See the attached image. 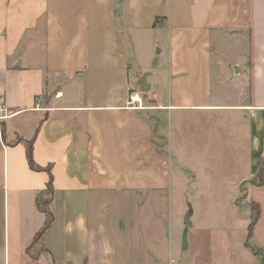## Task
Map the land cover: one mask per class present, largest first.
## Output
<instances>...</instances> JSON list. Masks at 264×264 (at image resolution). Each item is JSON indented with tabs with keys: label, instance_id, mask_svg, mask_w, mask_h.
Masks as SVG:
<instances>
[{
	"label": "crops",
	"instance_id": "obj_1",
	"mask_svg": "<svg viewBox=\"0 0 264 264\" xmlns=\"http://www.w3.org/2000/svg\"><path fill=\"white\" fill-rule=\"evenodd\" d=\"M261 164L264 0H0V264H264ZM180 185L244 193L250 236Z\"/></svg>",
	"mask_w": 264,
	"mask_h": 264
},
{
	"label": "rangeland",
	"instance_id": "obj_2",
	"mask_svg": "<svg viewBox=\"0 0 264 264\" xmlns=\"http://www.w3.org/2000/svg\"><path fill=\"white\" fill-rule=\"evenodd\" d=\"M157 51V50H156ZM232 58V56H231ZM155 68V67H154ZM235 68H239L238 65H231V74L236 75ZM153 70V69H152ZM240 77V76H239ZM191 174V182L194 185V179ZM256 184V183H253ZM181 185L179 189L174 187V201L178 205L180 211H183L187 204H190L185 211L186 214L193 215L194 219L198 218L202 213L207 216L208 213H212L214 221L218 219H231V226L235 228V233L239 234L240 230L247 225L249 216V200L244 193L238 192L236 190L231 191V193H219V194H183L180 193ZM201 205V208H200ZM208 205L211 207V211L208 212ZM184 221V219H183ZM34 256L36 253H30Z\"/></svg>",
	"mask_w": 264,
	"mask_h": 264
},
{
	"label": "trees",
	"instance_id": "obj_3",
	"mask_svg": "<svg viewBox=\"0 0 264 264\" xmlns=\"http://www.w3.org/2000/svg\"><path fill=\"white\" fill-rule=\"evenodd\" d=\"M15 144H23L25 148V156L28 163V166L31 170L38 171L40 170L39 167H37L33 161H32V139L29 141H23L20 138H16L14 141ZM45 171L48 173V181L46 183L44 191L39 194L35 200V206L37 210L44 215V224L42 228L35 234L33 240L31 243L27 246L26 252L30 257H36L38 254L43 253L44 250L42 249L40 240L50 227V225L53 222V215L51 211V200H52V177L50 174V169L46 168ZM258 182L254 184V186H261L262 181L264 179V167L261 164V167L259 169L258 173ZM260 214V210L257 204L250 202L249 204V216H248V226H247V232L250 236L252 232V228L254 224L256 223L258 217ZM30 253H36L34 256H31Z\"/></svg>",
	"mask_w": 264,
	"mask_h": 264
},
{
	"label": "water",
	"instance_id": "obj_4",
	"mask_svg": "<svg viewBox=\"0 0 264 264\" xmlns=\"http://www.w3.org/2000/svg\"><path fill=\"white\" fill-rule=\"evenodd\" d=\"M237 68L235 69V72L237 73ZM141 84L142 85H145V82L144 80L141 81ZM140 91L142 92H145L146 89H143V88H140ZM183 224L185 226H188L189 225V214H186L185 217H184V221H183ZM181 243H182V249L185 250L186 249V244H187V241H186V230L183 232V235H182V238H181Z\"/></svg>",
	"mask_w": 264,
	"mask_h": 264
},
{
	"label": "built area",
	"instance_id": "obj_5",
	"mask_svg": "<svg viewBox=\"0 0 264 264\" xmlns=\"http://www.w3.org/2000/svg\"><path fill=\"white\" fill-rule=\"evenodd\" d=\"M127 105L128 106L133 105V109H140L142 105L139 95L136 93L130 94L127 98Z\"/></svg>",
	"mask_w": 264,
	"mask_h": 264
}]
</instances>
